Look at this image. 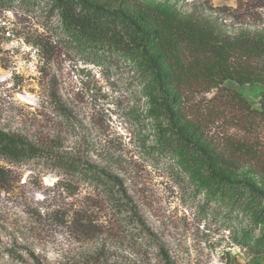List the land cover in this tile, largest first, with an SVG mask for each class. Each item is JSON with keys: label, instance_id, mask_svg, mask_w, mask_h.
<instances>
[{"label": "rangeland", "instance_id": "obj_1", "mask_svg": "<svg viewBox=\"0 0 264 264\" xmlns=\"http://www.w3.org/2000/svg\"><path fill=\"white\" fill-rule=\"evenodd\" d=\"M150 1L211 18L227 32L264 25V0ZM48 8L0 10V129L104 168L123 190L58 176L44 160H0V264H264V198L244 187L209 194L198 158L184 165L159 152L157 131L167 120L151 103V77L129 58L96 64L68 52ZM36 41H50L51 51L41 53ZM223 87L259 108L263 86ZM225 95L188 94V124L208 146L241 142L263 157L264 127L244 124ZM238 155L231 178L264 191L258 167Z\"/></svg>", "mask_w": 264, "mask_h": 264}, {"label": "trees", "instance_id": "obj_2", "mask_svg": "<svg viewBox=\"0 0 264 264\" xmlns=\"http://www.w3.org/2000/svg\"><path fill=\"white\" fill-rule=\"evenodd\" d=\"M43 2L49 6L46 19L56 17L53 33L68 52L96 64L104 59L129 58L140 76L151 77V103L167 120V126L157 131L159 152L176 153L184 165L198 158L204 171L202 184H208L209 194L215 195L226 186L244 187L264 198V191L253 183L231 178L238 167V153L254 162L250 165L255 164L264 177V156L259 157L241 142L204 144L198 125L188 124L185 103L188 94L199 88H217L241 109L244 124L256 121L264 127V91L259 108H252L240 95L223 87L226 81L264 87V25L251 27L246 23L227 32L211 18L184 14L150 0H0V10L15 5L34 10ZM49 42L34 44L41 53H49ZM0 160L12 164L44 160L58 176L102 185L108 192L114 186L119 192L123 190L120 179L104 168L47 153L24 136L1 129Z\"/></svg>", "mask_w": 264, "mask_h": 264}]
</instances>
